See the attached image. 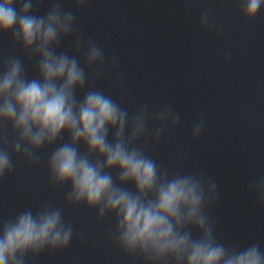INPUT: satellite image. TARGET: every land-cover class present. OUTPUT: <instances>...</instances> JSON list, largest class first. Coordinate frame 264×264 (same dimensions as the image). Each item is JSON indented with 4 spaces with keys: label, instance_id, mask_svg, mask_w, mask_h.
Wrapping results in <instances>:
<instances>
[{
    "label": "clouds",
    "instance_id": "obj_1",
    "mask_svg": "<svg viewBox=\"0 0 264 264\" xmlns=\"http://www.w3.org/2000/svg\"><path fill=\"white\" fill-rule=\"evenodd\" d=\"M42 2L0 0V36L10 34L13 49L22 53L0 60V180L14 172V156L38 166L40 152L51 149L50 186L67 188L65 203L94 210L97 221L112 217L108 236L130 264H264L260 243L240 247L218 239L208 212L219 198L211 176L169 172L150 154L149 142L158 143L177 128L180 114L171 105L150 110L147 103L130 112L95 87L93 79L103 75L106 63L115 71L119 57H107L95 39H85L75 27L74 11L65 10L61 0H52L39 15ZM72 3L80 10L91 0ZM232 3L246 21L264 10V0ZM199 23L220 35L210 10ZM70 38L71 45L61 51ZM230 60L226 53L225 61ZM25 61L35 63V76L26 74ZM121 83L117 75L112 87ZM205 123L203 115L193 122V140ZM64 136L68 139L60 142ZM248 191L264 207V176ZM73 236L62 208L45 203L24 209L0 220V264H28L29 257L66 249Z\"/></svg>",
    "mask_w": 264,
    "mask_h": 264
}]
</instances>
